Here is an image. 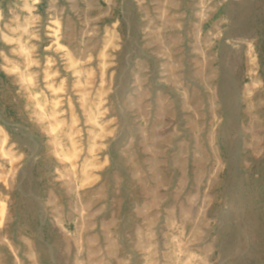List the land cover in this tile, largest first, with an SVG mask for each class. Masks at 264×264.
I'll return each instance as SVG.
<instances>
[{"label":"rangeland","instance_id":"obj_1","mask_svg":"<svg viewBox=\"0 0 264 264\" xmlns=\"http://www.w3.org/2000/svg\"><path fill=\"white\" fill-rule=\"evenodd\" d=\"M0 264H264V0H0Z\"/></svg>","mask_w":264,"mask_h":264}]
</instances>
